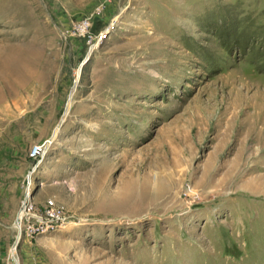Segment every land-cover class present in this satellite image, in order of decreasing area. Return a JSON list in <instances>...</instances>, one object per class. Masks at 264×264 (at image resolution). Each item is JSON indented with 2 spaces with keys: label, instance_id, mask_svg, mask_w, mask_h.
<instances>
[{
  "label": "rangeland",
  "instance_id": "374dc122",
  "mask_svg": "<svg viewBox=\"0 0 264 264\" xmlns=\"http://www.w3.org/2000/svg\"><path fill=\"white\" fill-rule=\"evenodd\" d=\"M263 143L264 0H0V264H264Z\"/></svg>",
  "mask_w": 264,
  "mask_h": 264
},
{
  "label": "bare ground",
  "instance_id": "6f19581e",
  "mask_svg": "<svg viewBox=\"0 0 264 264\" xmlns=\"http://www.w3.org/2000/svg\"><path fill=\"white\" fill-rule=\"evenodd\" d=\"M8 4H9V3H8ZM6 5H7V4H6ZM10 8H11V7H10ZM5 44H6V43H5ZM5 46H6V45H5ZM5 46L3 45V47H5ZM1 50H2V49H1ZM30 71H31V70H30ZM32 73H33V72H32ZM28 75H29V74H28ZM32 76H33V75H32ZM32 76H30V77H32ZM28 77H29V76H28ZM5 78H6V77H5ZM6 80H7V79H6ZM30 80H31V78L29 79V81H30ZM33 80H34V79H33ZM33 80H31V82H32ZM8 83H9V82H8ZM3 84H4V83H3ZM26 85H27V84H26ZM26 85H25V86H26ZM32 86H33V85H32ZM8 87H9V86H8ZM26 88H27V87H26ZM32 88H33V87H32ZM29 89H30V88H29ZM22 90H23V89H22ZM30 90H31V89H30ZM31 94H32V93H31ZM3 100H4V99H3ZM4 111H5V110H4ZM257 115H258V114H257ZM261 116H263V115L261 114ZM257 118H258V117H257ZM262 118H263V117H262ZM243 119H244V118H243ZM252 119H253V118H252ZM257 120H258V119H257ZM248 122H249V121H248ZM251 122H252V121H251ZM257 122H258V121H257ZM241 124H242V123H241ZM243 124H244V123H243ZM250 124H251V123H250ZM252 124H254V123H252ZM231 125H233V124H231ZM234 125H235V124H234ZM244 125H245V124H244ZM246 125H247V124H246ZM252 126H253V125H252ZM252 126H251V128H253ZM240 127H241V126H240ZM245 127H246V126H245ZM245 127H244V128H245ZM233 128H234V127H233ZM236 128H237V127H236ZM241 128H242V127H241ZM259 130H260V128H259ZM259 130H258V131H259ZM261 130H262V129H261ZM261 130H260V132H261ZM233 131H234V130H233ZM235 131H236V130H235ZM241 131H242V130H241ZM241 131H240V132H241ZM243 131H245V130H243ZM251 131H253V130H251ZM254 131H256V130H254ZM247 132H248V130H247ZM258 133H259V132H258ZM262 134H263V133H262ZM243 135H244V134H243ZM239 136H240V135H239ZM250 137H251V136H250ZM256 139H257V138H256ZM241 140H242V139H240V141H241ZM244 140H245V139H244ZM245 141H246V140H245ZM248 141H249V140H248ZM242 142H243V141H242ZM244 143H245V142H244ZM256 143H257V142H256ZM252 144H253V143H252ZM261 144H262V143H261ZM263 144H264V143H263ZM252 146H253V145H252ZM260 147H261V146H260ZM260 147H259V148H260ZM247 148H248V147H247ZM254 148H255V146H254ZM261 148H262V147H261ZM248 149H249V148H248ZM248 149H247V150H248ZM256 149H257V148H256ZM250 151H251V150H250ZM255 153H256V152H255ZM258 153H259V152H258ZM244 154H245V153H244ZM244 154H243V155H244ZM248 154H249V153H248ZM252 155H254V154H252ZM261 156H262V155H261ZM262 157H263V156H262ZM245 159H246V157H245ZM245 159H244V160H245ZM247 159H249V158H247ZM249 160H250V159H249ZM242 161H243V160H242ZM247 163H248V162H247ZM249 163H250V162H249ZM245 164H246V163H245ZM247 165H248V164H247ZM247 165H246V166H247ZM246 166H244V167H246ZM242 168H243V167H242ZM243 169H245V168H243ZM239 170H240V169H239ZM239 172H240V171H239ZM23 213H25V212H23ZM17 226L19 227V224H18Z\"/></svg>",
  "mask_w": 264,
  "mask_h": 264
},
{
  "label": "water",
  "instance_id": "95a60500",
  "mask_svg": "<svg viewBox=\"0 0 264 264\" xmlns=\"http://www.w3.org/2000/svg\"><path fill=\"white\" fill-rule=\"evenodd\" d=\"M25 207H26V205H25V204H23V205H22V207H21V209H24Z\"/></svg>",
  "mask_w": 264,
  "mask_h": 264
},
{
  "label": "built area",
  "instance_id": "2783aa9c",
  "mask_svg": "<svg viewBox=\"0 0 264 264\" xmlns=\"http://www.w3.org/2000/svg\"><path fill=\"white\" fill-rule=\"evenodd\" d=\"M35 149H37V147Z\"/></svg>",
  "mask_w": 264,
  "mask_h": 264
}]
</instances>
